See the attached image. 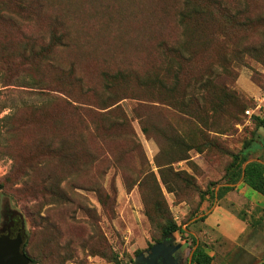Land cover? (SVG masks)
<instances>
[{"label": "rangeland", "instance_id": "1", "mask_svg": "<svg viewBox=\"0 0 264 264\" xmlns=\"http://www.w3.org/2000/svg\"><path fill=\"white\" fill-rule=\"evenodd\" d=\"M247 2L252 12L264 13V0ZM25 5L36 13L28 26L20 18H4V12L19 7L0 0V237L6 225L14 235L21 230L22 251L31 264H134L141 251L165 237L166 218L172 217L185 230L171 234L181 244L185 264H192L193 237L213 255L211 264H264V208L246 198L233 200L227 202L220 228L198 221L224 204L217 197L219 187L226 184L233 154L245 143L254 139L244 151L247 161L264 162V125L255 119H264V65L248 55L232 64L229 88L239 98L231 111L238 119L218 115L224 133L171 106L134 111L138 101L125 99L128 126L113 130L112 138L98 121L102 110L93 106L91 94L81 96L77 84L73 98L82 102L76 104L94 112L72 113L51 98L63 96L60 92L29 82V75L39 76L44 68L40 72L25 60L24 34L47 42L49 25L57 19L60 29L70 32L69 45L54 51L61 67L68 70L73 63L86 85L100 87L103 70H148L158 61V44L179 36L176 13L182 1L27 0ZM227 32L264 41L256 27ZM43 74L52 81L60 77L53 69ZM141 112L168 123V135L182 133L193 145L187 159L172 163L179 174L166 173L172 190L161 180L160 145ZM172 154L168 143V161ZM249 187L251 195L264 197ZM208 188L215 190V198L210 190L204 193ZM155 196L167 216L150 211ZM241 220L247 228L229 239L223 231H234Z\"/></svg>", "mask_w": 264, "mask_h": 264}, {"label": "trees", "instance_id": "2", "mask_svg": "<svg viewBox=\"0 0 264 264\" xmlns=\"http://www.w3.org/2000/svg\"><path fill=\"white\" fill-rule=\"evenodd\" d=\"M8 1L17 3L19 11L4 12L3 17L8 20L20 18L22 22L19 23L30 25L36 13L25 5L27 0ZM181 1V8L176 13V20L180 27L179 36L172 42L164 41L158 44V61L148 70L138 67L106 69L100 73V87L86 85L84 79L73 71V63L68 70H64L55 56V48L69 45L66 37L70 32L62 31L61 26L55 23L57 19H54L49 25L47 42L43 41L44 37L37 38L36 41L31 34L23 36L21 49L25 60L40 72L44 68L39 76L29 75V82L39 85L43 90L60 92L64 97L51 95V98L60 102L72 113L82 110L94 112L92 109H86L83 106L85 103H82V106L76 104L82 102L73 98L72 87L77 84L81 96L91 94L97 104L93 106L102 110L97 111L100 112L98 121L103 123L112 138L113 130L128 126V119L122 105L125 99L138 101L133 108L134 111L149 108L160 112L162 110L160 105L171 106L187 116L198 119L209 130L224 133V124L216 120L217 116L238 119V114L231 111L232 107H238L236 100L239 98L238 93L229 88L230 79L235 76L232 64L241 63L248 55L264 65L263 40L251 42L246 36H235L227 30L231 28L238 32L256 27L262 35L264 34V13H254L249 10L247 0H234L235 3L232 6L228 2L225 4L223 0ZM39 41L41 43L37 44ZM45 69H53L60 77L54 81L48 80L43 74ZM53 84H56L54 85L56 88L50 87ZM207 111L210 115H206ZM139 116L148 123V127L153 130L160 145V153L157 157L160 177L167 188L172 190V185L166 179V173L170 171L176 175L179 174L173 170L172 163L187 159L193 145L182 133L168 135V123L152 119L147 112H141ZM255 119L260 122V125H264V119L257 116ZM253 141L254 139L249 140L239 152L233 154V160L225 173L226 184L220 186L217 193L219 199H222L227 192L234 190V184L241 180L264 195V162L247 161L248 156L244 152L251 147ZM168 143L173 151L169 161ZM161 157L164 158V163H160ZM244 162L246 164L243 166ZM190 178L186 179L189 183H191ZM209 190L210 196L215 198L216 193L213 188H208L204 193ZM204 193H202L203 196ZM152 202L153 204L149 206L151 212L162 217L167 216L161 198L155 196ZM149 215L151 217L152 213ZM205 219L204 216L198 221L204 222ZM184 231L172 217L166 218V224L163 227L165 237ZM194 238L193 243L197 246L192 254V264H211L213 255L198 239ZM163 239L164 237L157 242Z\"/></svg>", "mask_w": 264, "mask_h": 264}, {"label": "water", "instance_id": "3", "mask_svg": "<svg viewBox=\"0 0 264 264\" xmlns=\"http://www.w3.org/2000/svg\"><path fill=\"white\" fill-rule=\"evenodd\" d=\"M3 231V230H2ZM23 235L21 232L16 237L3 233L0 237V264H31L30 257L22 251ZM181 244L175 242V238L170 234L160 242H156L145 251H141L136 256V263L146 261L148 264H164L176 261V253Z\"/></svg>", "mask_w": 264, "mask_h": 264}, {"label": "crops", "instance_id": "4", "mask_svg": "<svg viewBox=\"0 0 264 264\" xmlns=\"http://www.w3.org/2000/svg\"><path fill=\"white\" fill-rule=\"evenodd\" d=\"M252 190L250 189V187L244 182V181H240L238 184H236L235 189L232 191H229L224 198L221 199V201L224 204L221 205H217L215 206L207 215L204 223L207 226H216L218 228H220L219 225L220 223L223 222V219L226 217V213H225V207L227 206V202L228 203H232L233 200H235L236 202H240L242 201L244 198L250 200L252 203H255L256 205L264 208V197H258V196H253L251 195ZM237 198H242V199H237ZM233 205V204H232ZM229 217L230 219L236 221V215L229 213ZM237 224V228L234 231H230V233H226V231L222 230L223 233L228 236L229 239H235L238 236H240L243 231L247 228V223L245 221H238L236 222Z\"/></svg>", "mask_w": 264, "mask_h": 264}, {"label": "flooded vegetation", "instance_id": "5", "mask_svg": "<svg viewBox=\"0 0 264 264\" xmlns=\"http://www.w3.org/2000/svg\"><path fill=\"white\" fill-rule=\"evenodd\" d=\"M3 231H1V232H3V233H9L10 234V236L11 237H16L17 236V234L19 233V232H21V230H19L15 235H14V233H13V229H12V227H10V225H6L5 227H3V229H2ZM22 233V232H21ZM176 258H177V260L176 261H172V262H169V260L167 261V262H165L164 264H185V262H186V259L185 258H183L182 257V254L180 253V251L178 250V252L176 253ZM134 264H148L146 261H139L138 263H134Z\"/></svg>", "mask_w": 264, "mask_h": 264}, {"label": "built area", "instance_id": "6", "mask_svg": "<svg viewBox=\"0 0 264 264\" xmlns=\"http://www.w3.org/2000/svg\"><path fill=\"white\" fill-rule=\"evenodd\" d=\"M250 111H251V110H247V112H249V113H250Z\"/></svg>", "mask_w": 264, "mask_h": 264}]
</instances>
